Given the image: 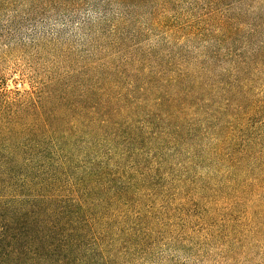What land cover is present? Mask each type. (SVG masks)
Here are the masks:
<instances>
[{"label":"trees","instance_id":"1","mask_svg":"<svg viewBox=\"0 0 264 264\" xmlns=\"http://www.w3.org/2000/svg\"><path fill=\"white\" fill-rule=\"evenodd\" d=\"M248 1L163 16L166 51L137 48L134 72L97 65L52 78L49 93L0 92V264H134L192 243L186 232L205 219L185 212L192 190L174 161L195 62L186 48L264 56V16L247 28Z\"/></svg>","mask_w":264,"mask_h":264},{"label":"rangeland","instance_id":"2","mask_svg":"<svg viewBox=\"0 0 264 264\" xmlns=\"http://www.w3.org/2000/svg\"><path fill=\"white\" fill-rule=\"evenodd\" d=\"M207 1L0 0V92L49 93L52 78L79 80L97 65L134 72L145 65H126L137 48L166 51L169 38L156 26L163 16L200 11ZM242 9L250 28L264 16V0ZM262 42L264 21L255 38ZM186 49L195 62L174 161L192 190L185 212L205 220L186 232L192 243L171 242L134 264H264V56L201 53L200 42Z\"/></svg>","mask_w":264,"mask_h":264}]
</instances>
